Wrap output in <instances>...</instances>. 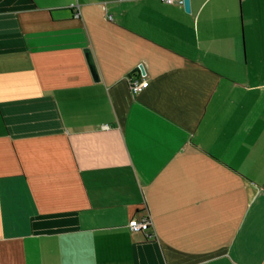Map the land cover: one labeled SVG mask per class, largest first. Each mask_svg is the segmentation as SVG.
I'll list each match as a JSON object with an SVG mask.
<instances>
[{
	"label": "crops",
	"instance_id": "0c3cea01",
	"mask_svg": "<svg viewBox=\"0 0 264 264\" xmlns=\"http://www.w3.org/2000/svg\"><path fill=\"white\" fill-rule=\"evenodd\" d=\"M189 4L0 0V264H264V0Z\"/></svg>",
	"mask_w": 264,
	"mask_h": 264
},
{
	"label": "built area",
	"instance_id": "2783aa9c",
	"mask_svg": "<svg viewBox=\"0 0 264 264\" xmlns=\"http://www.w3.org/2000/svg\"><path fill=\"white\" fill-rule=\"evenodd\" d=\"M163 1L167 4L183 5V0H163ZM77 16L78 15H76V17ZM128 86L130 93L135 95L140 91H142L143 89L147 88L148 82L146 80L140 81L138 79L130 78L128 80ZM104 128L106 129L107 127L105 126ZM128 228L133 233H146L150 228V222L148 221L147 218L143 220L133 219L130 220V222L128 223Z\"/></svg>",
	"mask_w": 264,
	"mask_h": 264
},
{
	"label": "water",
	"instance_id": "95a60500",
	"mask_svg": "<svg viewBox=\"0 0 264 264\" xmlns=\"http://www.w3.org/2000/svg\"><path fill=\"white\" fill-rule=\"evenodd\" d=\"M183 8L184 11L186 13H190V4H189V0H183ZM86 62H87V66L89 69V72L91 74V77L93 79L94 82H98L99 81V72L95 63V60L93 58L92 52L89 48H85L83 50ZM139 71L141 73V75L145 74L144 68L142 65H139Z\"/></svg>",
	"mask_w": 264,
	"mask_h": 264
},
{
	"label": "trees",
	"instance_id": "16d2710c",
	"mask_svg": "<svg viewBox=\"0 0 264 264\" xmlns=\"http://www.w3.org/2000/svg\"><path fill=\"white\" fill-rule=\"evenodd\" d=\"M150 229H151V225H150V228H149V230H150ZM149 230H148V231H149Z\"/></svg>",
	"mask_w": 264,
	"mask_h": 264
}]
</instances>
